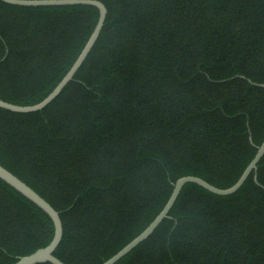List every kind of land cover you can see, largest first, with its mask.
Returning a JSON list of instances; mask_svg holds the SVG:
<instances>
[{"label": "trees", "instance_id": "obj_1", "mask_svg": "<svg viewBox=\"0 0 264 264\" xmlns=\"http://www.w3.org/2000/svg\"><path fill=\"white\" fill-rule=\"evenodd\" d=\"M100 1V36L61 94L35 112L0 108V163L60 212L54 254L67 264L115 255L183 176L234 185L264 141V0ZM99 15L87 4L0 0V98H46ZM54 232L0 178V264ZM115 264H264V155L231 195L187 183L169 217Z\"/></svg>", "mask_w": 264, "mask_h": 264}, {"label": "water", "instance_id": "obj_2", "mask_svg": "<svg viewBox=\"0 0 264 264\" xmlns=\"http://www.w3.org/2000/svg\"><path fill=\"white\" fill-rule=\"evenodd\" d=\"M3 2L18 5V6H57V5H78V4H87L96 6L99 9L100 15L98 22L82 49L81 53L77 57L76 61L66 73V75L62 78V80L58 83V85L52 90V92L44 98L42 101L33 104V105H19L14 104L9 101L3 100L0 98V108L7 109L13 112L19 113H29L35 112L44 109L48 106L53 100H55L63 91V89L67 86V84L74 78L95 43L97 42L102 28L104 26L106 16H107V7L100 0H1ZM264 155V141L260 146H258V150L252 161L248 164V166L243 171L240 178L236 181V183L228 188H219L205 179L198 176H183L179 178L174 183L173 191L163 207L160 213L155 217V219L147 226V228L142 231L138 236H136L133 240H131L127 245H125L121 250H119L115 255L110 257L108 260L103 262L102 264H115L120 259H122L125 255L130 253L135 247H137L141 242L146 240L161 224V222L169 217V213L174 206L178 196L180 195L183 187L187 183H196L205 189L211 191L212 193L218 195H231L237 192L242 185L246 182L249 176L256 172L258 168V163ZM0 178L5 181L7 184L12 186L14 189L19 191L21 194L26 196L28 199L37 204L41 209H43L53 220L55 232L51 242L42 248L37 249L35 252L25 255L19 258V260L14 264H38L50 262L52 264H67L58 258L54 253L59 246L60 242L63 238V222L60 216V212L56 210L50 202H48L42 195H40L34 188H32L28 183L14 174L12 171L7 169L0 163ZM255 180L257 179V174L254 176Z\"/></svg>", "mask_w": 264, "mask_h": 264}]
</instances>
